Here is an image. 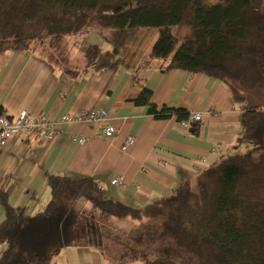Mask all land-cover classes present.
Segmentation results:
<instances>
[{
    "label": "trees",
    "instance_id": "obj_1",
    "mask_svg": "<svg viewBox=\"0 0 264 264\" xmlns=\"http://www.w3.org/2000/svg\"><path fill=\"white\" fill-rule=\"evenodd\" d=\"M93 16L94 26L86 28ZM141 29H158L150 57L163 72L202 73L229 89L241 113L239 149L247 142L252 150L220 156L199 175L196 189L183 182L140 208L108 198L91 177L49 175L51 199L35 215L10 204L12 187L0 188V264H55L75 243L77 230L93 228L78 220L81 199L118 219L162 222L158 253L135 251L145 264H264V107L235 86L264 92V0H0V54L32 53L45 39L55 48L90 30L125 39ZM85 56L98 72L115 63L118 50L92 45ZM152 98L144 86L135 104L156 120H189L187 109L159 108ZM189 126L199 133L198 124Z\"/></svg>",
    "mask_w": 264,
    "mask_h": 264
},
{
    "label": "crops",
    "instance_id": "obj_2",
    "mask_svg": "<svg viewBox=\"0 0 264 264\" xmlns=\"http://www.w3.org/2000/svg\"><path fill=\"white\" fill-rule=\"evenodd\" d=\"M138 34L129 32L121 39L113 31L104 37L93 30L74 35L78 38L67 50L60 49L63 39L50 56L36 51L0 54V105L6 115L26 110L58 120L85 109L108 112L104 122L62 124L54 139L39 146L24 137L6 144L0 139V188L12 187L13 207L29 215L43 211L51 199L49 175L94 178L108 198L144 207L172 194L183 182L190 181L194 188L199 175L220 156L239 149L241 113L229 89L202 73L163 72L161 62L150 57L152 42L141 50L134 48ZM122 41L128 44L122 49L111 43ZM92 45L103 51L117 49L115 63L98 72L90 68L85 48ZM144 86L153 92L152 101L159 108H185L201 114V121L195 123L199 133L193 134L190 126L175 118L156 120L147 107L136 105ZM105 126H113L117 134L102 137ZM75 135L87 142H74ZM129 136L136 142L124 149ZM116 179L120 182L114 183ZM3 219L0 206V223ZM76 232L75 243L55 258V264H145L138 258L111 260L97 229L89 232L82 227ZM4 249L0 244V257Z\"/></svg>",
    "mask_w": 264,
    "mask_h": 264
},
{
    "label": "rangeland",
    "instance_id": "obj_3",
    "mask_svg": "<svg viewBox=\"0 0 264 264\" xmlns=\"http://www.w3.org/2000/svg\"><path fill=\"white\" fill-rule=\"evenodd\" d=\"M94 19V16L91 17L86 28L90 29L94 26ZM138 33L139 34L135 40L138 44L134 47L137 50L145 48L146 44L149 42L154 44L158 37V29H141L138 30ZM76 37L77 36L64 38V42L68 41V44L63 42L61 44L62 46L60 45V49H69L71 44L75 42V39L78 38ZM111 43L114 44L113 46L118 44L119 49L124 48V46H128V44L123 41L120 43ZM33 48L34 51L44 54L45 56H50L54 49V47L51 46L49 39H45L43 42L38 41ZM142 60L143 59H141V61ZM142 64L146 65L147 63L143 62ZM235 86L248 96L251 104L264 107V92L253 89L248 85L244 86L239 82L236 83ZM251 150L252 148H249V144L247 142L239 149L242 153H247ZM255 154L258 153L255 152ZM196 185L194 186V189H196ZM76 208L81 215V217L78 218L79 222L83 225L89 223L94 230L97 229V231L99 230L100 232H103V234H106V236H104L105 243L101 246L104 250H107L104 246L108 248L109 251L107 256L111 258V260L117 261L120 259H135V251L147 252L150 255L158 253L160 247L158 236L161 231L162 223L160 220L144 219L142 221H134L131 219H118L101 212L91 203L88 202L87 204V202L83 199L76 203ZM84 228L89 232L93 230L92 228H89V226L88 228L84 226L83 230ZM90 236H92V234H90ZM137 258L138 257H136V259Z\"/></svg>",
    "mask_w": 264,
    "mask_h": 264
},
{
    "label": "built area",
    "instance_id": "obj_4",
    "mask_svg": "<svg viewBox=\"0 0 264 264\" xmlns=\"http://www.w3.org/2000/svg\"><path fill=\"white\" fill-rule=\"evenodd\" d=\"M108 117L105 110L85 109L75 115H63L58 120H53L48 116H33L28 111L23 110L17 115H0V139L3 144L16 138L24 137L31 145L39 146L46 141L56 137L57 131L62 124L104 122ZM202 119L201 114H191L184 126L199 123ZM117 130L113 126H105L101 129L100 135L105 138H113ZM72 140L80 144H85L87 139L84 137L73 136ZM136 142L134 136H129L124 144V149H129ZM116 179L114 183H119Z\"/></svg>",
    "mask_w": 264,
    "mask_h": 264
}]
</instances>
